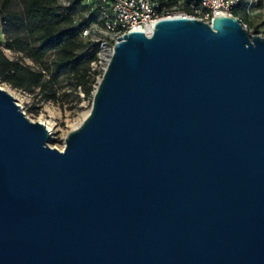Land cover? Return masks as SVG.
<instances>
[{"label": "water", "instance_id": "water-1", "mask_svg": "<svg viewBox=\"0 0 264 264\" xmlns=\"http://www.w3.org/2000/svg\"><path fill=\"white\" fill-rule=\"evenodd\" d=\"M50 140L0 87V264H264V36L238 17L124 34Z\"/></svg>", "mask_w": 264, "mask_h": 264}, {"label": "trees", "instance_id": "trees-1", "mask_svg": "<svg viewBox=\"0 0 264 264\" xmlns=\"http://www.w3.org/2000/svg\"><path fill=\"white\" fill-rule=\"evenodd\" d=\"M190 2L202 7L200 0H186ZM263 3L257 0L253 7ZM247 10L246 0H239L232 13L261 33L264 19L262 23L253 21ZM109 13V4L102 0H0L1 82L62 107L64 96H74V107L82 101L81 94L92 101L96 84L92 63L102 51V40L93 29L104 26ZM104 41L114 43L109 37ZM5 49L17 56L9 57ZM63 82L69 92L62 90Z\"/></svg>", "mask_w": 264, "mask_h": 264}, {"label": "built area", "instance_id": "built-area-1", "mask_svg": "<svg viewBox=\"0 0 264 264\" xmlns=\"http://www.w3.org/2000/svg\"><path fill=\"white\" fill-rule=\"evenodd\" d=\"M163 1L168 0H102V2L109 4L110 13L107 15L104 26L99 29L108 34L115 43L120 37L132 30L140 29L147 33L152 32L155 23L163 18L185 16L212 24L218 15H234L232 13L233 6L239 2V0H200L202 7H199L194 2L186 3V0H175L173 3H164ZM256 1L246 0L248 3L247 11L252 17H264V3L262 6L253 7V3ZM242 24L251 35L257 34L248 23L242 22ZM88 34L89 30H85L84 35ZM105 43L104 40L101 41L102 51L99 53V59L92 63V71L96 76L95 90L102 79L107 59L114 44L109 46V53L106 54L103 53Z\"/></svg>", "mask_w": 264, "mask_h": 264}, {"label": "rangeland", "instance_id": "rangeland-1", "mask_svg": "<svg viewBox=\"0 0 264 264\" xmlns=\"http://www.w3.org/2000/svg\"><path fill=\"white\" fill-rule=\"evenodd\" d=\"M102 16H104V14ZM263 19L264 17L262 16L252 17L253 21H257L259 23H262ZM96 26L93 29L95 37L102 41L109 37L108 34L99 29V26ZM260 32L264 36V23H262L260 27ZM108 49L109 46H105L103 53L108 54ZM5 52L11 58H15L17 56V54L11 50L5 49ZM28 62L32 64L30 61ZM61 86L63 91L69 92L65 82H63ZM0 87L9 91L17 98L18 103L22 106L23 110L30 119L33 121H39L40 118H42L43 121L48 124V126H46L49 129H52L50 145L61 150L65 146V139L68 133L81 124L84 114L89 112L92 105L91 99L85 98L83 94H81L82 101L77 107H74V96H64L65 105L62 107L59 102L55 101L41 102L40 97H34L23 90L14 89L7 83L1 82V80ZM36 109H39L38 114L35 113Z\"/></svg>", "mask_w": 264, "mask_h": 264}, {"label": "bare ground", "instance_id": "bare-ground-1", "mask_svg": "<svg viewBox=\"0 0 264 264\" xmlns=\"http://www.w3.org/2000/svg\"><path fill=\"white\" fill-rule=\"evenodd\" d=\"M87 114H88V113H87ZM87 114H84L83 119L87 116ZM39 121L42 122V123H44L45 125L48 126V124H47L46 122H44L42 118H40ZM49 130L51 131L52 129H49Z\"/></svg>", "mask_w": 264, "mask_h": 264}]
</instances>
